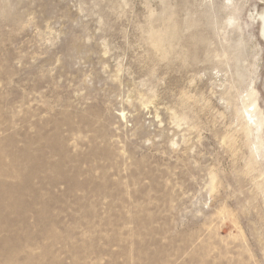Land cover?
Returning <instances> with one entry per match:
<instances>
[{
	"label": "rangeland",
	"instance_id": "obj_1",
	"mask_svg": "<svg viewBox=\"0 0 264 264\" xmlns=\"http://www.w3.org/2000/svg\"><path fill=\"white\" fill-rule=\"evenodd\" d=\"M0 264H264V0H0Z\"/></svg>",
	"mask_w": 264,
	"mask_h": 264
}]
</instances>
